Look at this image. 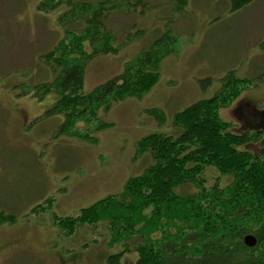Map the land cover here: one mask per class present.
Returning a JSON list of instances; mask_svg holds the SVG:
<instances>
[{"label": "rangeland", "instance_id": "374dc122", "mask_svg": "<svg viewBox=\"0 0 264 264\" xmlns=\"http://www.w3.org/2000/svg\"><path fill=\"white\" fill-rule=\"evenodd\" d=\"M43 1L0 0V213L15 218L0 225V264H109L110 256L127 249L115 240L109 221L77 225L65 236L56 217L76 218L121 193L130 178L153 163L148 155L137 156L138 142L153 133H173L174 114L213 98L230 73L254 85L239 86L217 110L219 116L237 133L264 128V83L257 79L264 72V0L235 12L226 0H190L180 13L167 6L111 11L106 34L94 40L96 49L106 40L117 51L89 58L94 46L87 40L81 42L86 56L73 54L85 65L84 93L122 74L164 33L176 36L174 51L160 62L156 82L141 96L99 111L107 128L97 131L96 121L78 122L64 132L63 115L45 114L58 95H37L35 88L57 74L45 56L61 41H74L75 33L84 37L86 28L79 27L82 21L61 24L60 17L72 9L65 0L40 11ZM156 1L165 5L168 0ZM154 108L164 114L163 122L148 114ZM243 149L258 154L261 146ZM204 176L208 187L218 178L222 186L230 181L214 168ZM138 243L128 242L121 264L136 263Z\"/></svg>", "mask_w": 264, "mask_h": 264}, {"label": "trees", "instance_id": "16d2710c", "mask_svg": "<svg viewBox=\"0 0 264 264\" xmlns=\"http://www.w3.org/2000/svg\"><path fill=\"white\" fill-rule=\"evenodd\" d=\"M189 1L168 0L165 5H159L156 0H65L72 9L60 17L61 24L82 21L83 26H78L86 28L85 36L81 38L75 33L74 41L70 44L61 41L45 56L46 63L57 74L52 82L38 85L36 94L54 92L59 97L45 114L65 117L62 132L71 131L78 122L96 121L97 131L107 128V124L99 121V111H107L114 102L132 95L141 96L148 90L159 76L160 62L174 51L176 36L164 33L122 74L89 93L83 89L85 65L73 54L86 56L81 42L87 40L94 46V54L89 58L117 51L106 40L104 47L96 49L94 40L95 36L97 40L106 34L102 31L111 11L126 8L146 12L167 6L180 13ZM226 1L235 12L256 0ZM56 4L60 2L44 0L38 8L50 10ZM257 79L264 83V72ZM252 83L251 79L230 73L213 98L174 114L173 133H153L140 140L137 156L148 155L153 163L142 174L130 178L121 193L83 209L76 218L56 217L63 234L72 235L77 225L109 221L115 240L127 248L110 256L109 264H121L119 259L129 252L128 242L132 240L139 241L135 264H264V128L237 133L217 112L235 97L239 86H252ZM147 112L158 123L165 120L164 114L155 108ZM76 133L88 139L87 134ZM257 144L261 146L258 154L243 149ZM208 168H214L222 178H230L229 184L222 186L218 178L208 187L204 176ZM14 219L0 213V225ZM159 233L160 237L155 238ZM248 235L257 240L252 248L244 243Z\"/></svg>", "mask_w": 264, "mask_h": 264}, {"label": "water", "instance_id": "95a60500", "mask_svg": "<svg viewBox=\"0 0 264 264\" xmlns=\"http://www.w3.org/2000/svg\"><path fill=\"white\" fill-rule=\"evenodd\" d=\"M244 243H245L248 247L252 248V247H254V246L257 244V240H256V238H255L254 236H252V235H248V236L244 239Z\"/></svg>", "mask_w": 264, "mask_h": 264}]
</instances>
